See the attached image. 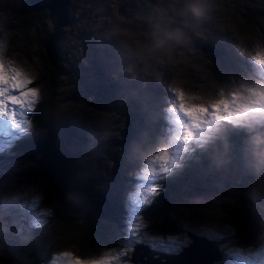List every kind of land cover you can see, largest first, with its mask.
<instances>
[{"label": "rangeland", "instance_id": "1", "mask_svg": "<svg viewBox=\"0 0 264 264\" xmlns=\"http://www.w3.org/2000/svg\"><path fill=\"white\" fill-rule=\"evenodd\" d=\"M125 1L134 6L129 16ZM227 1L71 0L68 20L58 26L62 73L48 119L39 122L48 53L37 39L51 33V23L37 17V25L19 27L13 8L21 0H0V61L20 70L32 82L26 90L36 93L17 119L0 117V255L5 250L10 256L8 263L0 258V264H34L36 257L43 264H67L66 254L84 261L112 257L113 264H137L130 260L134 242L176 252L190 240L188 230L217 244L219 258L205 264H264V176L249 180V191L240 189L242 174L236 161L229 160L225 126L239 125L246 134L264 129V103L256 96L264 93V65L257 62L264 55V13L256 14L261 25L242 23L238 17L242 10H257L264 3ZM190 16L194 21L189 39L208 41L224 50L225 58L212 59L195 44L154 54L153 47L167 34L160 27L162 17L176 18L175 28L181 29L186 26L182 17ZM181 92L186 102L207 108L197 125L181 111ZM132 98L150 105L143 121L147 135L122 152L117 141ZM221 99L232 102V108L221 110L223 118L216 119L211 105ZM154 100L158 103L152 105ZM47 132L54 135L57 153L83 151L76 158L82 160L79 175L90 178L84 183L107 189L108 201L116 203L113 217L100 227L114 229L113 240L103 241L92 252H78L73 244L62 246V239L53 242L54 232L47 225L37 227L61 209L41 173L24 175L40 156V151L30 152L37 144L32 139ZM114 153L121 162L112 176ZM162 154L167 156L164 162ZM261 170L264 173V164ZM174 181L171 193L166 186ZM163 190L170 196L162 212L148 219L142 207ZM247 194L252 200L240 211L237 201ZM234 215L244 218L241 228ZM159 220L165 221L158 224ZM28 241L35 248L31 256L29 248L20 249Z\"/></svg>", "mask_w": 264, "mask_h": 264}, {"label": "water", "instance_id": "2", "mask_svg": "<svg viewBox=\"0 0 264 264\" xmlns=\"http://www.w3.org/2000/svg\"><path fill=\"white\" fill-rule=\"evenodd\" d=\"M70 1L71 0L25 1L26 8L29 11H36L42 8L48 9L51 33L41 42V44L45 46L48 53L46 54V58L50 60L52 66H54L56 61L60 58L59 47L56 45V41L60 39L58 26L66 23L68 20L66 7ZM120 6L123 7L122 5ZM182 19L186 26L181 29L175 28L176 18L167 19V25H161L162 29L167 30V34L162 36L155 47H153L155 55L163 48H174L175 46L185 48L188 45L195 44L202 52H210L212 54V59L221 56L218 47L213 46L208 41L194 40L196 38L193 37L192 39H189L188 36L191 37L193 30V16L182 17ZM130 102L132 107L125 114L124 127L119 131L121 138L117 141V145H120L123 152H126L128 148L136 142L138 137L142 135L141 133L144 132L143 121L145 116V106L138 98L130 99ZM36 151H40V156L36 159L37 165L33 169L27 171L25 175H30L36 172L41 173L46 178L48 186L53 190V194L58 199L61 209L67 213L68 218H80L85 223L91 225L98 224L108 210L109 191L107 189H93L92 182H90L89 185L88 183H84V181H90L89 177L78 176L79 171L82 170V160L77 159L76 155L79 154L82 156L84 154L83 151L72 149L67 152L57 153L58 148L54 146V135L50 132H47V134L37 142L36 146L30 150L31 154ZM96 151L110 154L108 150L103 148H98ZM255 151L257 153L254 154ZM260 153H262V155ZM111 156L113 163L111 172L114 173L119 167L121 158L115 153ZM100 158L101 156H97L96 161L98 162ZM242 159H245L244 163H247L246 166L248 168H252V170L256 168L254 172L245 171ZM253 159H261V161L254 163ZM263 164L264 141H252L247 148L246 153L239 157L236 162V167L244 175L248 176L249 179H252L259 173ZM2 176L3 173L0 174V178ZM223 180L221 179V181ZM187 235L190 240L187 244L181 246L176 252L155 250L143 242H134L131 246L130 260L137 264H187L188 258L199 254L201 256L194 258L192 264H205L206 262H211L215 258H219L220 252L213 239L189 230L187 231ZM28 248L27 255L31 256L35 249L31 241L23 243L20 249L26 251ZM203 248L204 252L202 251ZM209 251L214 253L212 257L209 256ZM2 255H0V258L5 259L6 263H8L10 256H8L5 250Z\"/></svg>", "mask_w": 264, "mask_h": 264}, {"label": "trees", "instance_id": "3", "mask_svg": "<svg viewBox=\"0 0 264 264\" xmlns=\"http://www.w3.org/2000/svg\"><path fill=\"white\" fill-rule=\"evenodd\" d=\"M25 1L26 0L20 2V4L17 7H14V8L12 7L13 8V14L18 15L19 21L17 22V24L19 27H21V26L27 27V26L37 25L36 20H35V18H37V17L41 18L42 20H44L46 18L49 19L47 8L39 9L36 11H29L26 8ZM239 1L240 0H228L227 2L237 3ZM253 1L260 4V5L264 3V0H253ZM17 8H18V10H17ZM66 8H67V16H69L70 11L68 10V5ZM263 13H264V7L263 8L259 7L257 10H251V11L242 10L241 12L238 13V17L242 21V23L248 24L250 22L253 23V21H254L255 24L261 25L262 22L258 18H256V14L261 15ZM47 36H48V34L43 35L41 37H38L37 40L39 42H42L44 40V38H46ZM57 42L58 41H56V43ZM225 54L226 53L224 51V55L222 56V58L226 57ZM59 56H60V58L58 61H56L54 66H52L50 60L45 57V67L46 68H45V72L43 73V77H42V82H43V85L45 88V105L40 110L41 115L37 116V119H42L39 122H45L48 119L49 111H50V108L52 105V99L55 96V89L57 87V84H59L60 75L62 73V70L60 68V65H61L60 63L62 61V55L60 54V52H59ZM150 103L152 105H154L155 103H158V102L154 100ZM147 108L148 109L150 108L149 104L147 105V107L145 106L144 112H147V110H148ZM157 111H159V110H157ZM144 119H146V116H144ZM225 126H227V128H228V131L226 130L227 134L230 135V137L226 138V143L228 146V152L230 153L229 160H231V161L237 162L239 157H241L242 155H244L246 153L247 148L250 146V143L252 141L253 142L264 141V129L261 130V132L252 131L251 134H246V132L239 125L230 127L231 124L226 123ZM143 130L145 131V128ZM143 133H141V134H143ZM146 135H147V132H145L144 136H146ZM42 137L36 138L37 140L32 139V144L34 142L37 143ZM258 151H261V150H258ZM128 155H129V152H128ZM244 161H245V159L242 161L243 168L245 169V171H248V172L253 171L254 172V170L256 168H254V170H252V168H248L246 166L247 163L246 162L244 163ZM261 171L262 170L260 169L259 173L256 176H264V173H262ZM116 172H114V173L111 172V175L114 176ZM239 172H241V171L239 170ZM241 174H242L241 180L238 184L241 185L240 189L242 191L247 192L250 189L249 180H251V179H249L248 176L244 175L242 172H241ZM24 175H25V173H24ZM25 176H28V175H25ZM78 176H80V175L78 174ZM80 177H84V176L81 175ZM223 181L225 182V179ZM175 184H176V182L174 181V185H172L169 188L166 186V189L171 190V193H173L172 187H176ZM3 189H7V186H6V188H3ZM159 195H160V197H158L157 200L153 199L152 202H150L146 206L142 207V210L144 212V216H146L148 219H156L158 217V215H160V213L162 212V210L160 209L162 207L161 205H163L165 203V201L170 196L169 194H165L164 190ZM159 195H157V196H159ZM242 198H245V199L242 200L241 202L237 201V206H238V209L240 211H245L243 204L249 203L252 200V196H249L247 194V195H243ZM117 209H119V208H117ZM115 210H116L115 201H112V202L109 201L108 210H107L105 216L100 220V222L98 224L91 225L89 223H85L80 218H77L79 220H69V219H73V218H68L67 213L64 212L62 209H59L58 213L56 214V216L54 218H53V216H51L49 219L50 221L43 222L40 224V226H37V227H38V229H41L42 227L47 225L49 227V229L51 230V232L52 231L54 232L53 242L58 243L57 240L62 239V243H60L62 246H68L70 244H73L77 247L78 252H92L93 249L95 248V246L99 245L103 241L112 242V240H113L112 236L114 233V229L110 230V232H107V231L101 230L100 227L103 225L102 221L104 219H107L108 217H113L112 213L115 212ZM64 217H66L67 220L64 219ZM234 217L238 222L239 228H241L244 225V218L240 215H237V216L234 215ZM154 221H157V220H154ZM162 221H165V220H159L158 224H160ZM208 254L210 257H212L214 253H212V251H209ZM33 262H34V264H43V260L40 257H36Z\"/></svg>", "mask_w": 264, "mask_h": 264}, {"label": "snow or ice", "instance_id": "4", "mask_svg": "<svg viewBox=\"0 0 264 264\" xmlns=\"http://www.w3.org/2000/svg\"><path fill=\"white\" fill-rule=\"evenodd\" d=\"M257 62L264 65V55L257 57ZM27 88L32 87V82L29 78L15 67H10L0 61V117H6L9 120L17 119V114H21L25 109L29 108L32 100L35 98V92H28ZM257 102L264 103V93H256ZM181 102V111L190 117L197 125L202 118L207 115V108L204 105H193L185 101L183 93H179ZM236 100V95L233 94V101ZM213 116L216 119H222L221 110L229 112L232 108V102L227 99H221L211 105ZM189 133L185 138L187 139ZM167 159L166 154L160 157L161 162ZM148 194V193H146ZM65 259L67 264H113L114 258L107 257L98 261H84L79 258H74L71 254H66Z\"/></svg>", "mask_w": 264, "mask_h": 264}, {"label": "flooded vegetation", "instance_id": "5", "mask_svg": "<svg viewBox=\"0 0 264 264\" xmlns=\"http://www.w3.org/2000/svg\"><path fill=\"white\" fill-rule=\"evenodd\" d=\"M24 1V0H21V2ZM124 8H125V11L127 12L126 14L129 16L134 10V6H133V3L132 2H127L125 1V4H124ZM143 11V9H141ZM161 19V18H160ZM167 19L168 18H163L162 17V20H161V23H160V27L162 24L164 25H167ZM177 25V24H176ZM219 51L221 52V57L224 55V50L218 48ZM225 58V57H224ZM133 99V98H132ZM148 109V108H147ZM145 115V114H144Z\"/></svg>", "mask_w": 264, "mask_h": 264}, {"label": "bare ground", "instance_id": "6", "mask_svg": "<svg viewBox=\"0 0 264 264\" xmlns=\"http://www.w3.org/2000/svg\"><path fill=\"white\" fill-rule=\"evenodd\" d=\"M143 126H144V128H145V124H143ZM146 129V128H145ZM145 132H146V130L144 131V133L142 134V136L140 137V139L135 143V145L144 137V135H145ZM134 145V146H135ZM133 146V147H134ZM132 147V148H133ZM131 148V149H132ZM261 161V159H258V160H254L253 162L254 163H256V162H260ZM82 173V172H81ZM98 226V225H97ZM206 249V248H205ZM202 251L204 252V248L202 249ZM201 255H199V254H196V255H193V256H191L190 258H188V262H187V264H192V261H193V259L194 258H197V257H200ZM9 259H10V257H9Z\"/></svg>", "mask_w": 264, "mask_h": 264}, {"label": "clouds", "instance_id": "7", "mask_svg": "<svg viewBox=\"0 0 264 264\" xmlns=\"http://www.w3.org/2000/svg\"><path fill=\"white\" fill-rule=\"evenodd\" d=\"M144 124V123H143Z\"/></svg>", "mask_w": 264, "mask_h": 264}]
</instances>
